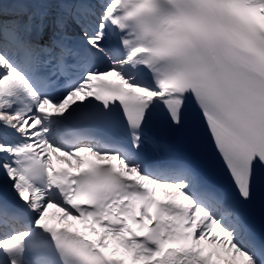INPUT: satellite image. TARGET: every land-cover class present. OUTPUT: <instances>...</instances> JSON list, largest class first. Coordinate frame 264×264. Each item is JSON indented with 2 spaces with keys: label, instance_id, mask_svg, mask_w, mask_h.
<instances>
[{
  "label": "snow or ice",
  "instance_id": "1",
  "mask_svg": "<svg viewBox=\"0 0 264 264\" xmlns=\"http://www.w3.org/2000/svg\"><path fill=\"white\" fill-rule=\"evenodd\" d=\"M0 264H264V0H0Z\"/></svg>",
  "mask_w": 264,
  "mask_h": 264
},
{
  "label": "bare ground",
  "instance_id": "2",
  "mask_svg": "<svg viewBox=\"0 0 264 264\" xmlns=\"http://www.w3.org/2000/svg\"><path fill=\"white\" fill-rule=\"evenodd\" d=\"M72 163H73V165H75L74 162H72ZM157 196H166L165 195V190H157ZM49 214H50V217H52L53 219H56V215H58V214H55V210L54 209H50L49 210Z\"/></svg>",
  "mask_w": 264,
  "mask_h": 264
}]
</instances>
